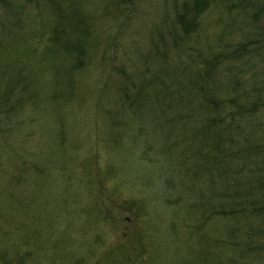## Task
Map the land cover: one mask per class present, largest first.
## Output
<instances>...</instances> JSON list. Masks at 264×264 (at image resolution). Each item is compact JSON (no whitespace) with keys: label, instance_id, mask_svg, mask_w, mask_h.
I'll return each mask as SVG.
<instances>
[{"label":"rangeland","instance_id":"374dc122","mask_svg":"<svg viewBox=\"0 0 264 264\" xmlns=\"http://www.w3.org/2000/svg\"><path fill=\"white\" fill-rule=\"evenodd\" d=\"M6 1L0 6V40L7 49L12 39L2 29L16 21L22 26L20 52L6 55L10 60L21 55L25 60L28 48L41 53L53 13L69 18L75 6L94 27L99 46L84 72L65 76L58 90L50 89L53 103H27L10 124L0 123V254L13 263L22 255L25 264H142L170 238L165 208L156 198L159 177L140 161L134 128L123 124L112 130L109 113L125 123L121 87L139 84L159 58L156 50L176 45L175 17L190 0ZM248 1L249 7L246 0L212 5L201 19V36L190 46L206 48L221 38L255 40V31L264 32V0ZM255 13L260 30L252 25ZM181 49L171 48L169 66L187 63L185 56L179 60ZM35 58L25 62L39 66ZM254 63L264 69L263 59ZM38 73L43 87L52 81ZM253 73L251 68L244 75ZM130 201L139 202L138 218L126 208ZM132 238L142 242L129 244ZM120 248L130 251L129 259L116 253Z\"/></svg>","mask_w":264,"mask_h":264},{"label":"trees","instance_id":"16d2710c","mask_svg":"<svg viewBox=\"0 0 264 264\" xmlns=\"http://www.w3.org/2000/svg\"><path fill=\"white\" fill-rule=\"evenodd\" d=\"M226 1L184 3L175 17L179 33H174L176 45L171 48L183 46L179 60L185 56L187 63L169 66L171 48L156 50L159 58L139 76V84L121 87L125 123L109 113L112 130L123 124L134 128L132 142L140 161L159 177L156 198L165 208L170 238L142 264H264V69L254 65L264 60V32L258 27V13L252 18L260 30L255 40L221 38L206 48L190 46L191 39L202 34V17L212 5ZM53 18L46 47L39 54L28 48L25 60L23 55L6 58L20 52L21 22L2 29L12 41L7 49L0 40V123L10 124L27 103H53L50 89L58 90L65 76L84 72L96 55L94 27L76 6L69 18H59L56 11ZM29 56L35 62L38 57L39 66H29ZM251 68L254 73L244 75ZM37 69L52 77L44 87ZM138 207L139 202L126 203L137 218ZM132 240L136 242L132 238L129 244ZM116 253L130 258L127 248ZM25 259L20 255L13 263L0 254L2 264H25Z\"/></svg>","mask_w":264,"mask_h":264}]
</instances>
